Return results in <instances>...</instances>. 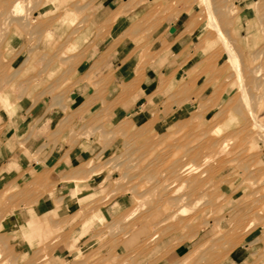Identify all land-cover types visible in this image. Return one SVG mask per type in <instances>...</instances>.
<instances>
[{
  "label": "rangeland",
  "instance_id": "374dc122",
  "mask_svg": "<svg viewBox=\"0 0 264 264\" xmlns=\"http://www.w3.org/2000/svg\"><path fill=\"white\" fill-rule=\"evenodd\" d=\"M18 1L16 10V0H0V90L16 99H60L86 36L111 34L141 2L157 3L143 23L162 20L181 2L129 0L89 25L103 0ZM237 1L190 0L205 28L199 45L210 50L183 83L195 97L187 98L195 104L190 114L163 128L123 123L111 134L93 123L105 147L120 138L109 154L86 163L102 178L88 211L105 208L110 216L80 223L86 231L98 226L99 247L90 255L100 252L104 264H161L180 244L187 251L168 264H224L249 255V264H264V0ZM6 200L0 197L2 207L19 206ZM73 228L56 243L66 242ZM0 248V264H20L13 241L1 232Z\"/></svg>",
  "mask_w": 264,
  "mask_h": 264
},
{
  "label": "crops",
  "instance_id": "0c3cea01",
  "mask_svg": "<svg viewBox=\"0 0 264 264\" xmlns=\"http://www.w3.org/2000/svg\"><path fill=\"white\" fill-rule=\"evenodd\" d=\"M128 1L103 0L89 25L100 24ZM170 1L159 0L164 7ZM251 1L237 2L247 6ZM156 5L141 2L130 7L111 34L86 36L83 45L88 46L60 99L34 94L16 99L0 90V197L19 205H0L5 212L0 232L13 241L20 264H104L100 252L90 255L99 247L98 226L86 231L80 223L110 216L105 208L88 211L100 197L102 178L86 163L109 154L120 138L105 147L94 122L111 134L123 123L152 122L163 128L193 111L195 104L187 101L193 95L183 83L210 53L207 43L199 45L205 28L197 20L198 4L181 0L162 20L141 22ZM90 127L92 132L84 134ZM72 226L67 241L57 244L56 237ZM186 251L180 244L161 264L175 262ZM249 256L224 264H249Z\"/></svg>",
  "mask_w": 264,
  "mask_h": 264
},
{
  "label": "bare ground",
  "instance_id": "6f19581e",
  "mask_svg": "<svg viewBox=\"0 0 264 264\" xmlns=\"http://www.w3.org/2000/svg\"><path fill=\"white\" fill-rule=\"evenodd\" d=\"M15 4L17 5L16 6V10H19L20 6L18 5L19 4V1L16 0ZM255 71V70H254ZM260 87V86H259ZM264 90V89H263ZM256 120V119H255ZM189 169V168H188ZM187 170V169H186ZM189 171V170H188ZM186 173V172H185ZM190 173V172H189Z\"/></svg>",
  "mask_w": 264,
  "mask_h": 264
}]
</instances>
